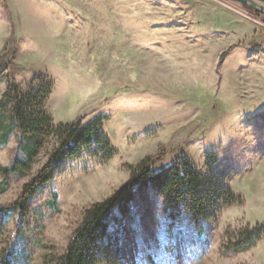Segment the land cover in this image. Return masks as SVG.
I'll return each mask as SVG.
<instances>
[{"label": "rangeland", "instance_id": "rangeland-1", "mask_svg": "<svg viewBox=\"0 0 264 264\" xmlns=\"http://www.w3.org/2000/svg\"><path fill=\"white\" fill-rule=\"evenodd\" d=\"M38 80L53 84L42 108L53 124L99 118L111 156L84 149L26 214L0 212V264L11 251V264L61 254L84 211L133 167L149 158L159 171L180 155L235 201L196 225L167 215L152 187L138 190L114 214L99 264H264V231L233 250L240 232L264 226L263 13L235 0H0V136L10 126L8 86L25 94ZM17 139L13 130L0 144V166L22 156ZM54 147L45 137L30 169L9 174L0 206Z\"/></svg>", "mask_w": 264, "mask_h": 264}, {"label": "trees", "instance_id": "trees-1", "mask_svg": "<svg viewBox=\"0 0 264 264\" xmlns=\"http://www.w3.org/2000/svg\"><path fill=\"white\" fill-rule=\"evenodd\" d=\"M38 82L25 94L11 83L4 95V101L11 103L12 108L10 126L1 134L0 144L6 141L10 132L16 130L17 144L22 156L14 157L8 166H0L2 176L0 193L7 186L9 174L22 173L30 169L33 158L37 155L45 137L50 136L55 139V147L44 165L22 185L17 198L0 206V212L5 215L26 214L31 197L52 179L64 160L75 159L84 149L94 145L101 150H107L106 159L111 156L109 141L103 135L102 122L99 118L86 124L79 121L53 124L51 117L42 109L53 84L43 80ZM151 165L149 158L144 159L131 169L130 178L116 192L102 201L91 204L84 211L81 222L73 231L64 251L55 256L46 253L43 264H99L101 240L114 214L123 211L138 190L149 186L163 195L167 215L178 216L186 213L196 225L210 219L211 213L220 206H229L235 201L229 190L217 189L218 193L214 194L212 189L214 187L208 182L209 179L196 169L187 156L180 155L159 171H153ZM254 230L240 232V242L235 245L234 252L248 248L259 240L264 226H256ZM12 255L13 251L9 253L4 264H11Z\"/></svg>", "mask_w": 264, "mask_h": 264}, {"label": "water", "instance_id": "water-1", "mask_svg": "<svg viewBox=\"0 0 264 264\" xmlns=\"http://www.w3.org/2000/svg\"><path fill=\"white\" fill-rule=\"evenodd\" d=\"M246 8L261 12L264 14V0H235Z\"/></svg>", "mask_w": 264, "mask_h": 264}, {"label": "snow or ice", "instance_id": "snow-or-ice-1", "mask_svg": "<svg viewBox=\"0 0 264 264\" xmlns=\"http://www.w3.org/2000/svg\"><path fill=\"white\" fill-rule=\"evenodd\" d=\"M140 264H143V261H141Z\"/></svg>", "mask_w": 264, "mask_h": 264}]
</instances>
